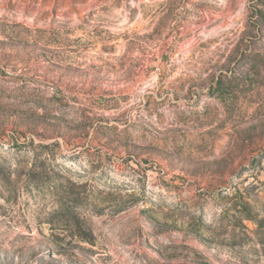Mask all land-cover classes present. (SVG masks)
I'll list each match as a JSON object with an SVG mask.
<instances>
[{
    "label": "rangeland",
    "instance_id": "obj_1",
    "mask_svg": "<svg viewBox=\"0 0 264 264\" xmlns=\"http://www.w3.org/2000/svg\"><path fill=\"white\" fill-rule=\"evenodd\" d=\"M0 264H264V0H0Z\"/></svg>",
    "mask_w": 264,
    "mask_h": 264
}]
</instances>
